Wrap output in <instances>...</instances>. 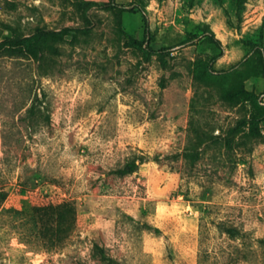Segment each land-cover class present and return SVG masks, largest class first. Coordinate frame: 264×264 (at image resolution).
<instances>
[{"label": "rangeland", "instance_id": "obj_1", "mask_svg": "<svg viewBox=\"0 0 264 264\" xmlns=\"http://www.w3.org/2000/svg\"><path fill=\"white\" fill-rule=\"evenodd\" d=\"M0 264H264V0H0Z\"/></svg>", "mask_w": 264, "mask_h": 264}, {"label": "trees", "instance_id": "obj_2", "mask_svg": "<svg viewBox=\"0 0 264 264\" xmlns=\"http://www.w3.org/2000/svg\"><path fill=\"white\" fill-rule=\"evenodd\" d=\"M54 32L47 31L42 29V36H50ZM231 132L234 133L235 129H231ZM189 150H193L190 152ZM184 157L190 162L194 163L200 158V153L196 149H187ZM137 161H130L126 165L118 169L116 172L120 176H126L134 173L139 169L141 164H143L147 158L138 157ZM34 178V177H33ZM39 196V201H34V197L28 201L26 204L27 220H23L25 225H27L28 233L22 234V241L25 245L28 246H38L44 251L58 250L60 245L70 237L74 226L76 224V215H77V206L74 202L68 200L66 197H56L52 196L49 193H44L42 191H37ZM36 202V203H35ZM30 224L32 225L30 227ZM220 228H226L224 225H220ZM53 230L55 231V238L51 246L48 245L47 240H45L44 231ZM159 232V229H156ZM37 237V239L33 238Z\"/></svg>", "mask_w": 264, "mask_h": 264}]
</instances>
